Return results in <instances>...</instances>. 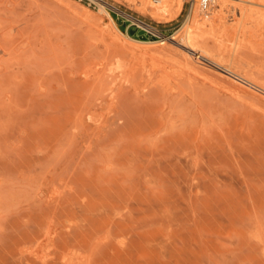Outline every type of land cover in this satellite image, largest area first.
Returning a JSON list of instances; mask_svg holds the SVG:
<instances>
[{"label": "rangeland", "instance_id": "1", "mask_svg": "<svg viewBox=\"0 0 264 264\" xmlns=\"http://www.w3.org/2000/svg\"><path fill=\"white\" fill-rule=\"evenodd\" d=\"M182 1L0 0V264H264V0Z\"/></svg>", "mask_w": 264, "mask_h": 264}, {"label": "bare ground", "instance_id": "2", "mask_svg": "<svg viewBox=\"0 0 264 264\" xmlns=\"http://www.w3.org/2000/svg\"><path fill=\"white\" fill-rule=\"evenodd\" d=\"M143 1H144L145 5L147 6V8L152 13L158 14V15H165V14L171 12L172 7L177 2H179V0H157L158 1L157 5H153V4H151V2L149 0H143ZM181 2H183V1L180 0V9L183 5V4H181ZM231 2H233V0H218L215 7H213V10L211 11L210 16L216 14L219 7L221 6V9H219L220 15L227 17L226 16L227 13H230L231 11H233L235 9L233 7V4H231ZM189 11L190 12H189L184 24H183L185 35L189 40L193 39V36H194L193 33L196 30L202 31L203 29L207 28V26L210 23L215 22L216 19L220 16V15H218V17L214 16L213 18L210 16H208V17L203 16L204 18L200 17V15H201L200 9L197 6V4H195V3H192ZM162 44H165V42L163 41ZM189 52H191V51H189ZM190 55H192V54H190ZM218 65H220V64H218ZM224 72L227 73L228 75L232 76L231 78L234 77L235 78L234 80L238 79V80L242 81L238 76H235L234 74H232L231 70L225 68ZM245 83H247V82H245Z\"/></svg>", "mask_w": 264, "mask_h": 264}, {"label": "built area", "instance_id": "3", "mask_svg": "<svg viewBox=\"0 0 264 264\" xmlns=\"http://www.w3.org/2000/svg\"><path fill=\"white\" fill-rule=\"evenodd\" d=\"M218 0H192V3L197 4L200 9L201 15L208 17L211 15L213 7L217 4Z\"/></svg>", "mask_w": 264, "mask_h": 264}]
</instances>
